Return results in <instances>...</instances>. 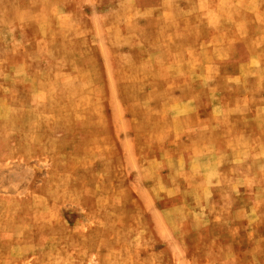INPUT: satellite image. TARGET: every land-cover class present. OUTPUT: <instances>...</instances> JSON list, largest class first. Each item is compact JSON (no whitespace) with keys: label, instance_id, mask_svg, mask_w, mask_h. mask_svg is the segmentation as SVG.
Here are the masks:
<instances>
[{"label":"rangeland","instance_id":"obj_1","mask_svg":"<svg viewBox=\"0 0 264 264\" xmlns=\"http://www.w3.org/2000/svg\"><path fill=\"white\" fill-rule=\"evenodd\" d=\"M0 264H264V0H0Z\"/></svg>","mask_w":264,"mask_h":264},{"label":"crops","instance_id":"obj_2","mask_svg":"<svg viewBox=\"0 0 264 264\" xmlns=\"http://www.w3.org/2000/svg\"><path fill=\"white\" fill-rule=\"evenodd\" d=\"M92 0H89V2H91ZM96 1V0H95Z\"/></svg>","mask_w":264,"mask_h":264}]
</instances>
